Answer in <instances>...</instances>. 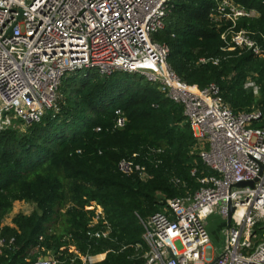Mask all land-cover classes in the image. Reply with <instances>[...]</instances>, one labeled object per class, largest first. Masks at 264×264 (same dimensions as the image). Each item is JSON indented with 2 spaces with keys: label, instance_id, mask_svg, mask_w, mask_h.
Instances as JSON below:
<instances>
[{
  "label": "trees",
  "instance_id": "16d2710c",
  "mask_svg": "<svg viewBox=\"0 0 264 264\" xmlns=\"http://www.w3.org/2000/svg\"><path fill=\"white\" fill-rule=\"evenodd\" d=\"M234 1L256 12L236 29L264 45V0ZM216 7V0H171L153 39L169 45L168 63L188 84L216 83L235 112L264 113V56L225 48L221 35L230 23L212 17ZM251 80L258 93L247 86ZM117 109L127 118L122 128ZM23 128L0 132V222L16 201L35 208L4 225L0 264H35L47 255L60 264H143L141 219L164 211L168 198L194 193L211 173L192 153L196 140L183 106L139 72H71L58 108ZM125 158L145 166L150 178L121 172ZM97 205L104 218L94 223ZM99 254L106 256L83 261Z\"/></svg>",
  "mask_w": 264,
  "mask_h": 264
},
{
  "label": "built area",
  "instance_id": "2783aa9c",
  "mask_svg": "<svg viewBox=\"0 0 264 264\" xmlns=\"http://www.w3.org/2000/svg\"><path fill=\"white\" fill-rule=\"evenodd\" d=\"M216 1L212 17L230 23L221 35L225 48L264 56V45L252 32L236 29L240 19L256 12L234 0ZM170 2L0 0V132L38 122L57 109L68 73H142L183 106L196 140L192 153L211 171L194 193L168 198L163 212L141 219L148 246L143 264H212L215 259L216 264H264V125L253 126L264 121V113L259 108L235 112L216 83L199 88L172 69L169 45L153 39L165 26ZM248 84L258 93L253 81ZM116 113V127L122 128L127 118L120 109ZM119 169L150 178L133 159H122ZM242 181L252 184L238 186ZM214 214L226 220V238L211 257L208 219ZM103 218L97 205L93 222ZM5 224L0 222V233ZM5 243L0 238V251ZM97 256L82 258L93 262ZM44 257L35 264H60L54 255Z\"/></svg>",
  "mask_w": 264,
  "mask_h": 264
},
{
  "label": "rangeland",
  "instance_id": "374dc122",
  "mask_svg": "<svg viewBox=\"0 0 264 264\" xmlns=\"http://www.w3.org/2000/svg\"><path fill=\"white\" fill-rule=\"evenodd\" d=\"M69 75V73H68ZM65 78H63L64 81ZM252 80L248 83H251ZM247 83V86H249V84ZM264 125V123H254L253 126H262ZM20 126V125H18ZM25 126L21 125V128H23ZM24 129V128H23ZM35 208V205L32 203H28V202H24V201H16L14 203V207L12 209V211L6 216V218L4 219L5 223H12V218L15 214L19 213V212H23L26 214H29L33 211V209ZM163 212V211H162ZM213 221L211 223V227H212V233H211V248L208 249V255L209 256H213L216 255V250L218 248V246L223 245L225 238H226V234H225V220L224 218L220 217L219 214H216L215 216H213ZM210 228V226H208V229ZM101 256H97V260L100 258Z\"/></svg>",
  "mask_w": 264,
  "mask_h": 264
},
{
  "label": "crops",
  "instance_id": "0c3cea01",
  "mask_svg": "<svg viewBox=\"0 0 264 264\" xmlns=\"http://www.w3.org/2000/svg\"><path fill=\"white\" fill-rule=\"evenodd\" d=\"M216 214H214V215H212V216H210L209 217V219H208V226H210V228H209V232H210V236H211V233H212V227H211V223H212V221H213V216H215ZM225 220V219H224ZM225 222H226V220H225ZM8 224V223H7ZM10 224H12V223H10ZM225 226H226V224H225ZM211 239H212V237H211ZM223 245H219L218 246V248H217V250H216V255H214L213 254V256H217L218 255V253H219V250H220V248L222 247ZM98 256H101L98 260H102V259H104L105 258V256H106V254H99Z\"/></svg>",
  "mask_w": 264,
  "mask_h": 264
},
{
  "label": "water",
  "instance_id": "95a60500",
  "mask_svg": "<svg viewBox=\"0 0 264 264\" xmlns=\"http://www.w3.org/2000/svg\"><path fill=\"white\" fill-rule=\"evenodd\" d=\"M247 184H252V182L242 181V182H239L237 185H238V186H245V185H247ZM230 207H231V208H230V214H229L228 219H227V222H228V223H230V221H231V215H232V212H233V210H234V208H233L232 206H230ZM44 258H45V259H48L47 256H45ZM216 261H217V259H215V260L213 261L212 264H216Z\"/></svg>",
  "mask_w": 264,
  "mask_h": 264
}]
</instances>
